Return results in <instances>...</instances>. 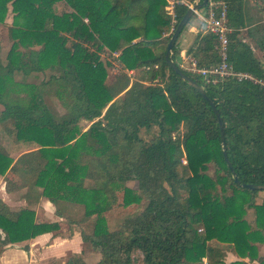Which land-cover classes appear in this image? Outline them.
Returning <instances> with one entry per match:
<instances>
[{"label":"trees","instance_id":"16d2710c","mask_svg":"<svg viewBox=\"0 0 264 264\" xmlns=\"http://www.w3.org/2000/svg\"><path fill=\"white\" fill-rule=\"evenodd\" d=\"M56 1L0 0V23L9 3L13 12L12 43L6 61L0 59V125L14 146L37 145L15 158L0 149L6 191L24 189L28 204L12 210L0 199V253L45 232L61 235L63 222L70 231L78 226L82 241L99 250L93 264H134L135 251L144 264H226L227 249L245 259L229 264H264V199L255 202L258 191L233 178L264 185V85L234 77L208 82L182 66L178 38L172 48L171 57L218 109L230 171L213 107L164 58L172 32L165 33L174 30L187 3L174 0L170 14L168 0H66L73 10L57 13ZM224 1L228 60L264 80V20L250 13L243 31V0ZM216 44L215 34L199 30L187 55L197 67L212 65L219 60ZM104 46L120 50L122 68L137 70L133 80L122 72L106 82L107 65L98 53ZM46 67L59 69L45 84L59 89L64 114H56L38 85L14 78L15 72ZM81 120L91 122L83 132ZM153 128L150 139L141 136L142 129ZM211 163L214 177L208 173ZM85 180L91 186H84ZM130 180L137 182L138 193L124 187ZM120 186L123 205L142 197L146 203L109 229L103 213ZM41 198L55 206L61 221L36 222L29 206ZM248 208L254 211L251 223L245 219ZM93 214L96 219L87 224ZM83 254H71L64 264H87Z\"/></svg>","mask_w":264,"mask_h":264},{"label":"rangeland","instance_id":"374dc122","mask_svg":"<svg viewBox=\"0 0 264 264\" xmlns=\"http://www.w3.org/2000/svg\"><path fill=\"white\" fill-rule=\"evenodd\" d=\"M186 2L188 5L193 4L192 2ZM263 4V1L261 2ZM54 9L57 11V13L61 12H70L73 10V8L69 5V3L66 0H57L54 3ZM204 10V8H201ZM264 13V8L260 10ZM12 15L13 12L11 10L10 3L8 4V12L5 16L4 23H0V59L2 62L6 61V55L7 52L11 46L12 39L9 35V27L12 24ZM195 13L192 16V19H194ZM85 21H87L86 18H84ZM187 27V26H186ZM186 28L182 32L185 33ZM173 31V28H170L167 34L171 33ZM181 34V35H182ZM138 39V38H136ZM135 39V40H136ZM73 38L69 37L67 44L71 45ZM87 44L90 49H95V46L90 43H84ZM22 50H25L24 47L21 48ZM120 50H113L111 51L107 46H104L102 49L98 50V53L103 61L106 62L107 70H108V76L106 79L107 83H111L116 75L121 74L122 72H127V74L130 76L131 80H133L137 75L136 69H126L122 68V64L120 60L118 59V54ZM258 56L261 57V52L256 51ZM182 66L189 69V71L195 72L194 70L190 69V62L189 59H186L184 62H181ZM59 69L56 67H46L43 70L39 71H33L30 74H23L22 72H15L14 78L18 81H25L34 85H38L44 93V97L48 101V103L52 106V108L55 110L56 114L61 115L66 113V108L63 106L61 100H60V92L59 89H57L55 86L47 83L45 84V81L48 80V78L51 76V74H58ZM2 108V105L0 104V110ZM91 125V122L81 120L79 122V129L80 131H85L88 129V127ZM157 131V128H153L149 133H146L144 129L141 130L140 134L141 136L148 140L151 138L152 134H154ZM37 147V145L33 142H24L19 146H14V143L12 141V137L5 131L4 127L0 125V149L5 153H10L12 156L17 157L20 155V153L24 151H28L30 149H33ZM79 162L84 163V156L82 155L79 158ZM216 166L214 163L209 164L208 173L212 177L215 175ZM92 182L90 180L84 181V186L88 187L91 186ZM124 187H127L129 189H132L134 192L138 193L137 190V182L134 180L127 181L124 184ZM123 186L114 188V200L110 207V209L106 210L103 215L106 217L107 225L109 229L118 227L122 221L131 214L139 212L143 206L146 203V199L142 197L141 201L138 203H133L129 206H125L122 204V199L124 196ZM264 199V191H258V193L255 196V202L261 203V201ZM96 219V215H90L86 218L87 224H91ZM245 219L248 222H252L254 219V211L253 209H247ZM84 248L88 250H95L99 252L98 249H93L92 245L90 243L84 242ZM95 260H98L100 258V253H97V257H95ZM134 258V264H144L142 253L140 251H135L133 253Z\"/></svg>","mask_w":264,"mask_h":264},{"label":"crops","instance_id":"0c3cea01","mask_svg":"<svg viewBox=\"0 0 264 264\" xmlns=\"http://www.w3.org/2000/svg\"><path fill=\"white\" fill-rule=\"evenodd\" d=\"M261 2L262 0H243L244 19L246 21V27H244L243 31L250 25L248 23L250 13H256L264 20V13L258 10V5H261ZM173 6L174 0H168V5L166 6L168 13L173 14ZM199 30H203V25L200 20L194 17L187 25L185 33L182 34L183 30L181 32L182 35L180 34L178 37V46L180 48L179 60L181 62L188 59L187 49ZM165 34H167V32ZM256 51L259 50L256 49ZM262 51L264 52V47ZM262 59L264 61V56ZM5 185L4 176L0 175V199L12 210L27 207V201L22 196L24 189L8 193ZM29 208L35 212V220L37 223H52L62 220V218L56 215L55 206L45 198H41L36 203L33 202L30 204ZM60 227L62 232L61 235L58 236H54L52 232H45L29 240L8 244L0 253V264H49L54 260L64 264L65 260L71 254L81 253L82 251H84V260L87 264H93L100 259L95 260L99 252L84 248V242L79 234L78 226L74 225L70 231L67 230V224L60 222ZM0 233L3 236L1 230ZM262 250H264V247H261V251ZM224 260L226 264H229L232 261L245 259L238 257L232 250L227 249Z\"/></svg>","mask_w":264,"mask_h":264},{"label":"built area","instance_id":"2783aa9c","mask_svg":"<svg viewBox=\"0 0 264 264\" xmlns=\"http://www.w3.org/2000/svg\"><path fill=\"white\" fill-rule=\"evenodd\" d=\"M195 17L200 20L204 31H209L216 35V48L218 50L219 60L209 66L197 67L195 66L194 60L188 57L190 69L202 74L208 82L214 83L225 77H234L237 80H249L264 85V80L256 77L254 74L235 69L227 58L230 28L227 25V6L224 0H208L206 9H198L195 12ZM183 162L185 163L186 161L183 160Z\"/></svg>","mask_w":264,"mask_h":264},{"label":"water","instance_id":"95a60500","mask_svg":"<svg viewBox=\"0 0 264 264\" xmlns=\"http://www.w3.org/2000/svg\"><path fill=\"white\" fill-rule=\"evenodd\" d=\"M208 3V0H194L193 4L189 5L187 10L184 12L180 20L177 22L174 30L172 31L170 38L167 42L165 53H164V58L166 63L170 68H172L181 78L187 80V82L192 85L200 94L211 104L213 107L216 119L218 121V126L220 129V140H221V146H222V152L224 155V159L226 161V164L230 171H233L232 165L230 161L228 160L226 156V144L224 140V123L223 120L218 112V109L212 99L207 95L204 87L197 82L195 79H193L191 76H189L180 66H178L177 62L171 57L172 53V48L182 31L183 27L185 24L188 22V20L193 16V14L200 8L206 6ZM234 182L236 185L242 187V188H247L251 190H256V191H264V185H255V184H247V183H240L238 180L236 174H233Z\"/></svg>","mask_w":264,"mask_h":264}]
</instances>
